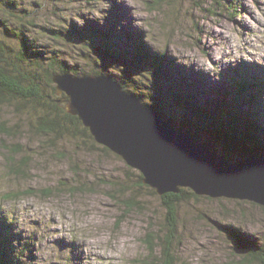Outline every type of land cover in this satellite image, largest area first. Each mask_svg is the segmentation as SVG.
Listing matches in <instances>:
<instances>
[{"label":"rangeland","instance_id":"rangeland-1","mask_svg":"<svg viewBox=\"0 0 264 264\" xmlns=\"http://www.w3.org/2000/svg\"><path fill=\"white\" fill-rule=\"evenodd\" d=\"M235 1L236 8L227 10L213 0H18L32 12L35 27L19 24L23 39H36L29 51L38 56L35 60L51 54L45 46L59 44L63 48L59 60L73 64L78 54L88 57L91 49L80 51L77 46L99 40L86 35L82 42L71 37L66 43L44 37L45 31L53 30L56 21L65 27L73 22L77 28L99 22L116 34L112 38L118 44L142 41L152 52H163L171 82L177 84L174 78L186 70L185 82L203 105L213 97L225 99V94L217 95L218 87L224 86L231 99L236 94L235 90L230 94L231 84L256 81L257 87L240 98L254 96L255 114L264 127V0ZM86 63L90 70L91 62ZM137 78L141 80L130 79L131 87L145 91L142 77ZM240 102L231 101L233 111L247 108ZM0 124L10 130H0V216L21 234L15 239L17 246L23 247L21 238L29 240L24 264H64L66 258H71L69 264L164 263V258L159 260V245L151 249L147 240L151 233L154 238L166 234V210L160 196L147 188H110L113 177L130 179L134 173L118 155L106 146L110 152L89 148L83 138L50 143L51 134L37 133L25 115L6 104L0 106ZM205 140L225 152L208 135ZM228 155L237 158L231 151ZM130 196L136 205L126 210L124 200ZM260 206L248 200L185 195L176 210L169 264H241L229 228L264 237Z\"/></svg>","mask_w":264,"mask_h":264},{"label":"trees","instance_id":"trees-1","mask_svg":"<svg viewBox=\"0 0 264 264\" xmlns=\"http://www.w3.org/2000/svg\"><path fill=\"white\" fill-rule=\"evenodd\" d=\"M213 1L216 5L227 10L230 7L236 8L232 5L236 3L235 0H233L234 2L231 0ZM156 2L157 0H153L152 3ZM27 13H29L28 16H26ZM31 13L19 5L18 0H3L0 7V106L5 104L12 106L16 113L25 115L31 128L35 129L37 133L51 134L50 143L54 144L63 139L83 138L89 148L109 150L94 140L88 128L83 126L77 116L66 112L64 102L57 101L65 94H57L56 84L52 80V77L58 73L70 76L105 75L119 83L123 91L134 95L143 104L155 110L170 125L185 131L194 142L203 144L211 151L219 153L205 140L208 135L213 143L224 149L225 152H221V154L229 161L237 160L242 154L264 158V127L258 122L255 114L257 100L252 95L245 100L240 98V96L246 97V94L250 93V89L257 87L256 81L248 79L245 84L236 82L234 85L231 84L230 94L234 90L236 91L231 99L226 97L228 92L225 91L224 86L218 87L217 95L224 97L225 94V99L220 101L213 97L208 100L206 105H203L193 97V95L196 96V93L185 82L186 70H183L179 78H174L177 84L171 82L167 79L170 70L163 52L161 54L152 52L142 41L138 44H127L130 47L118 44L112 38L116 34L111 29L102 27L99 22H91L82 28H77L73 22L65 27L63 22L56 21L53 24V30L45 31L46 34L43 35L52 40L61 38L66 43H70L71 37L75 38L73 40L77 42H82L86 35L96 37L99 40L98 44L92 41L88 46H77L82 48L80 51L85 50L83 47H86V50L91 48L90 52L88 50V57L77 53L78 57L73 61V64L69 63V59L65 63V61L59 60V57L63 55V48L59 44H55L44 47L50 49V55L44 59L41 57L35 60L38 56L35 57L29 51L34 47L36 39L33 37L23 39V29L20 28L22 24L28 29L34 30L35 24L34 19H31ZM1 16L14 18L18 22H15V25L9 24ZM12 40L14 42L9 43ZM50 46L52 47L50 48ZM68 57L71 56H66V58ZM82 57L83 59H81ZM87 61L91 62L90 70L86 68ZM137 76L143 79L142 85L145 87L143 92H137L129 83L130 79L132 82L138 80ZM184 83L187 87L184 86ZM180 84L186 88L182 89ZM173 100L176 104L174 108L170 107V103H174ZM232 100L241 101L240 103L247 108L242 110L238 107L233 111ZM7 128L6 124H0V130L3 133H8L7 130L10 132ZM14 133L12 130L10 135ZM228 151L236 154L237 158L228 155ZM22 161L25 162L24 159ZM130 179L135 182H131ZM130 179L122 178L119 174L110 180V188H119L122 191H129L130 188H147L156 193L154 189L143 184L142 176L137 170H134ZM185 195L197 198V195L189 188H181L178 194L159 195L162 207L166 210L164 227L167 232L162 235L163 238L159 236L154 238V233L149 234L150 240H147V243L151 249L159 245L158 247L161 249L159 260L164 258L163 264H169V260H172L169 244L176 235L178 225L176 210ZM124 202L126 210L136 205L133 196ZM260 207L264 210V206ZM229 231L231 232L230 236L238 245L237 254H239L241 264H264V237L245 234L234 228H229ZM18 236L21 234H18L5 217L0 216V264H24L22 257L29 249V240L23 241L21 238L23 247H19L15 244V239ZM155 241L158 244L154 245ZM70 262L71 258H66L64 264Z\"/></svg>","mask_w":264,"mask_h":264},{"label":"water","instance_id":"water-1","mask_svg":"<svg viewBox=\"0 0 264 264\" xmlns=\"http://www.w3.org/2000/svg\"><path fill=\"white\" fill-rule=\"evenodd\" d=\"M58 99L94 140L137 170L158 195L189 188L197 196L244 200L264 206V158L243 155L229 161L194 142L119 83L103 75L52 77ZM128 93V94H127Z\"/></svg>","mask_w":264,"mask_h":264},{"label":"bare ground","instance_id":"bare-ground-1","mask_svg":"<svg viewBox=\"0 0 264 264\" xmlns=\"http://www.w3.org/2000/svg\"><path fill=\"white\" fill-rule=\"evenodd\" d=\"M83 76V75H82ZM103 76H105V75H103ZM108 77V76H107ZM110 78V77H109ZM128 94V93H127Z\"/></svg>","mask_w":264,"mask_h":264}]
</instances>
